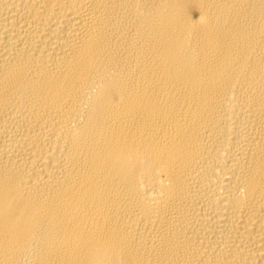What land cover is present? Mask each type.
Instances as JSON below:
<instances>
[{"label":"bare ground","instance_id":"bare-ground-1","mask_svg":"<svg viewBox=\"0 0 264 264\" xmlns=\"http://www.w3.org/2000/svg\"><path fill=\"white\" fill-rule=\"evenodd\" d=\"M0 264H264V0H0Z\"/></svg>","mask_w":264,"mask_h":264}]
</instances>
